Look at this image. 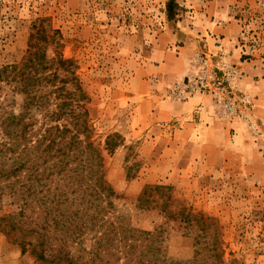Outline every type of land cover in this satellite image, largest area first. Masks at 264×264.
<instances>
[{
    "label": "rangeland",
    "instance_id": "1",
    "mask_svg": "<svg viewBox=\"0 0 264 264\" xmlns=\"http://www.w3.org/2000/svg\"><path fill=\"white\" fill-rule=\"evenodd\" d=\"M23 89L41 106L27 108ZM70 95L85 113L68 168L82 152L98 171L81 184L87 199L96 177L107 189L87 209L96 226L150 233L158 264H264V0H0V142L9 116L29 142L65 123L51 113ZM194 95L242 129L216 128L211 147L186 148L183 122L168 115ZM3 192L0 215L16 213L20 198ZM0 264L44 263L1 224Z\"/></svg>",
    "mask_w": 264,
    "mask_h": 264
},
{
    "label": "trees",
    "instance_id": "2",
    "mask_svg": "<svg viewBox=\"0 0 264 264\" xmlns=\"http://www.w3.org/2000/svg\"><path fill=\"white\" fill-rule=\"evenodd\" d=\"M172 5L169 4V11H172ZM56 62L61 67L71 64L61 58ZM37 82L29 78L28 85L33 87ZM75 89L82 97L79 88L76 86ZM21 92L28 96L27 108L30 105L41 106L26 89ZM74 103L77 101L73 95L57 102L56 112H52L51 117L55 121L64 119L67 123L45 127L41 136L31 142L27 138V125H21V117L9 116L1 122L3 135L8 141L0 142V184L8 183L0 186V201L3 189L8 188L7 194L20 198L21 203L16 213L0 215V225L18 240L22 252L28 250L44 264H158L150 233L115 223L96 226V218L87 213L93 205L91 197L98 198L107 189L102 186L101 177H96L87 199L89 189L81 184L87 179L90 181L92 174L98 171H93V165L87 158L80 159L82 152H78V163L68 168V158L75 154L80 143L79 134L84 130L80 120L85 112L75 113ZM14 126H20L19 130H13ZM85 149H90V145ZM7 153L15 157L6 158ZM96 159L99 161V156ZM8 161L11 162L6 164ZM23 169L27 173L21 176ZM12 178L14 180L10 181ZM54 180L55 186L51 189L50 184ZM35 209L41 212V217ZM26 211L29 215L34 214L35 219L31 221L30 216L26 219ZM92 231L95 233L94 243L86 248L85 239ZM53 241L58 245L52 244ZM70 245L77 247L75 251L79 255L75 257L72 254Z\"/></svg>",
    "mask_w": 264,
    "mask_h": 264
},
{
    "label": "crops",
    "instance_id": "3",
    "mask_svg": "<svg viewBox=\"0 0 264 264\" xmlns=\"http://www.w3.org/2000/svg\"><path fill=\"white\" fill-rule=\"evenodd\" d=\"M220 31L222 33V30ZM222 52L230 53V51H227L226 49H224ZM229 62L231 61L229 60L228 63ZM220 65L223 68L227 66V64H225L224 62H220ZM187 71L189 70L187 69L185 73H187ZM184 77H186V75ZM172 113L169 112V119L172 117V115H175L179 116V119L181 120V122H183V124L180 123V127L182 128V130L178 132L180 133V136L182 138L181 141L186 148H188L189 146H192L193 148L211 147L213 145L211 136L214 134L216 128L222 129L224 126H229L230 129H236L235 132H237V129L239 131L242 129L240 121L238 120H234L231 122L217 121V119L215 118V105L207 97L194 95L186 102L180 104L179 112ZM192 115L196 116L195 124H187L186 120H189Z\"/></svg>",
    "mask_w": 264,
    "mask_h": 264
},
{
    "label": "built area",
    "instance_id": "4",
    "mask_svg": "<svg viewBox=\"0 0 264 264\" xmlns=\"http://www.w3.org/2000/svg\"><path fill=\"white\" fill-rule=\"evenodd\" d=\"M204 87H206V84L200 86V88H199L198 86H196L195 88L201 89V88H204ZM192 90H193V89H191V90L189 91V93H190ZM216 90H217V91H216ZM223 90H224V89H222V88L214 89V90H213V93H214V95H216V94L222 92ZM224 108L227 109V110H229V109H230V104L225 103Z\"/></svg>",
    "mask_w": 264,
    "mask_h": 264
}]
</instances>
